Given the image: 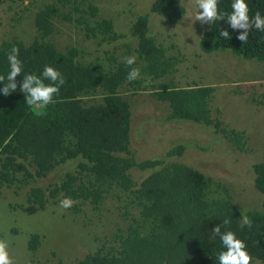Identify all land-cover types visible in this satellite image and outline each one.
Instances as JSON below:
<instances>
[{"label": "trees", "instance_id": "16d2710c", "mask_svg": "<svg viewBox=\"0 0 264 264\" xmlns=\"http://www.w3.org/2000/svg\"><path fill=\"white\" fill-rule=\"evenodd\" d=\"M6 1L21 4L24 0ZM180 1L153 0L150 11L178 20L185 14ZM247 3L250 16L257 11L264 16V0ZM231 4L232 0H219L218 6L230 13ZM148 17L138 14L129 28V36L136 39L134 67L140 69L134 81L127 79L129 68L124 63L131 53L128 44L125 54L107 48L100 61H84L78 47L59 49L51 39L55 20L61 19L73 23L98 46L123 40L125 34L117 33L112 19L101 16L91 0H50L35 11V36L30 43L15 36L0 39V75H7V53L16 46L25 74L40 75L51 65L65 80L55 102L46 107H29L19 90L7 96L0 92V186L25 191L27 205L17 206L23 210L43 209L66 197L74 201V213L85 205L99 209L107 197L125 200L119 206L126 223L117 229L114 242H105L70 264H218L219 253L226 249L218 236L213 239L216 225L246 243L252 263L255 259L264 262V160L252 164L261 207L243 209L222 181L186 163L167 161L182 155L188 144L174 145L163 156L143 160L130 150L131 104L123 89H152L156 100L168 104L167 119L212 126L218 138L239 151L247 143L243 130L212 117L213 86L155 83L170 75L179 59L149 33ZM222 30L231 39L220 37ZM239 34L225 17L202 33L199 48L204 53L229 50L245 59L264 61V30L253 28L245 44L237 38ZM23 79V73L16 77L18 89ZM71 161L75 166L56 182L39 184ZM134 169L150 172L136 182L131 174ZM115 190L119 193L114 195ZM243 215L252 220L251 227H241ZM226 218H231L227 227L223 225ZM39 245L40 235L31 233L28 249L35 253Z\"/></svg>", "mask_w": 264, "mask_h": 264}, {"label": "rangeland", "instance_id": "374dc122", "mask_svg": "<svg viewBox=\"0 0 264 264\" xmlns=\"http://www.w3.org/2000/svg\"><path fill=\"white\" fill-rule=\"evenodd\" d=\"M49 1L24 0L19 4L0 0V39L15 36L30 43L35 36V11ZM91 1L99 7L101 16L112 19L116 32L126 37L109 47L98 46L73 23L56 19L51 39L59 49L78 47L84 61H100L107 48L125 54L128 44L133 56L136 39L129 36V28L138 14L147 13L149 33L168 54L179 59L175 70L155 83L167 82L175 87L213 86L212 117L229 128L243 130L247 137L245 149L236 150L225 139L218 138L212 126L167 119L168 104L156 100L152 89H123L131 104L130 150L135 157L138 160L160 157L174 145L188 144L182 155L168 157L167 161L186 163L222 181L243 209L260 208L262 195L253 183L252 164L264 160V61L245 59L229 50L201 51L199 38L210 24L195 20L198 12L195 0L180 1L185 14L178 20L152 13L153 0ZM75 164L71 161L62 165L39 184L56 182ZM149 172L134 169L131 174L138 182ZM114 199L107 197L99 209L85 205L78 213L61 208L60 202L49 203L43 209L30 206L29 210H23L17 206L27 205L25 191L0 186V239L8 242L15 264H70L105 242L113 243L117 229L124 228L126 221L119 204L125 200ZM31 233L40 235L35 253L28 249ZM252 264L264 262L255 259Z\"/></svg>", "mask_w": 264, "mask_h": 264}, {"label": "clouds", "instance_id": "9594fccd", "mask_svg": "<svg viewBox=\"0 0 264 264\" xmlns=\"http://www.w3.org/2000/svg\"><path fill=\"white\" fill-rule=\"evenodd\" d=\"M198 12L195 20L201 24H215L227 17V22L232 29L240 32L237 37L244 44L247 43L249 33L253 28L264 30V16L259 11L254 16H250V9L247 0H232L230 13L222 12L219 9V0H195ZM202 10V11H201ZM220 37L231 39L227 30H222ZM7 61L9 71L7 75H0V82H3L4 87L0 88L5 96L19 90L25 94V102L29 107H46L55 102V97L59 94L60 88L64 85L65 80L61 72L54 66L47 65L44 67L42 74H25L23 63L19 59V48L13 46L7 53ZM124 63L128 66L129 72L127 79L134 81L140 76V69L134 67L136 57L130 56L124 59ZM23 73L24 79L22 85L18 89L16 77ZM45 81H48L46 83ZM74 201L66 197L60 202V207L63 209L71 208ZM241 227H251L252 220L243 215L241 219ZM231 223V218H226L223 225L227 227ZM219 237L222 241L224 249L219 253L217 260L218 264H252L253 257L247 251L246 243L238 238L233 231H221V226L216 225L213 229V239ZM0 264H15L14 259L9 253L8 242L0 239Z\"/></svg>", "mask_w": 264, "mask_h": 264}]
</instances>
